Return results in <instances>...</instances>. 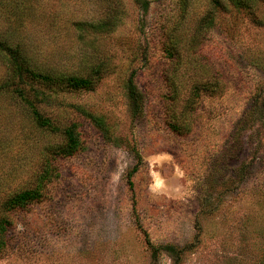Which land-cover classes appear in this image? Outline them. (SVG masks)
<instances>
[{
  "label": "rangeland",
  "instance_id": "374dc122",
  "mask_svg": "<svg viewBox=\"0 0 264 264\" xmlns=\"http://www.w3.org/2000/svg\"><path fill=\"white\" fill-rule=\"evenodd\" d=\"M147 1L0 0V35L30 68L92 82L32 83L57 132L0 89V264H264V0ZM9 72L0 55V87ZM73 123L81 149L56 156ZM47 162L41 197L5 210Z\"/></svg>",
  "mask_w": 264,
  "mask_h": 264
},
{
  "label": "trees",
  "instance_id": "16d2710c",
  "mask_svg": "<svg viewBox=\"0 0 264 264\" xmlns=\"http://www.w3.org/2000/svg\"><path fill=\"white\" fill-rule=\"evenodd\" d=\"M137 5H139L143 10H147L149 8V2L147 0H133ZM182 4L185 6L186 3L183 1ZM212 24V20H208L203 23L202 26H207ZM96 28V27H95ZM98 29V28H96ZM175 44V43H174ZM174 45L171 44L166 51V55L170 60L176 59ZM0 55L6 65L7 69H9V73L11 75V80L6 81L1 90L6 92V94L14 97L21 103L23 108L27 111L34 124L40 129L44 130L48 128L50 131L57 132V128L54 125L53 120L49 117L44 116L40 109L38 108V104L43 103V100L39 98L40 91L35 89L32 83H39L47 88L51 89L55 86H63L67 84V86L73 87L74 89H90L92 86V82L89 78H82L77 76H64V75H50L46 73H42L30 68L23 56V53L18 45V43H14L9 35H0ZM95 70V71H94ZM95 74H99V69H93ZM134 74H131L127 84V97L129 99L132 112L134 115L141 114L142 105H143V96L138 90L136 84L134 83ZM214 81L210 83L197 82L194 83L191 87L192 95L186 99V109L185 111L193 110L194 98L198 95L199 92L209 91L210 89L214 90L218 88L217 76L214 75ZM15 79H18L15 82ZM169 86L172 88L173 93L170 98V110L172 109V104L177 100V91L173 81V74H170L168 77ZM59 87V88H61ZM179 119L174 114L171 117V128L178 132H183L184 129L187 128V123H179ZM78 125L73 123L70 126L66 127L61 131L62 133V145L58 149L56 148L55 155L60 157H69L72 156L75 152L81 149L80 137L77 131ZM136 158L138 159V163L140 162L139 153H135ZM49 161V160H48ZM139 166V164H137ZM137 165L133 168L132 172L135 173L137 170ZM49 164L47 162L44 167L43 174H41L38 180L35 182V185L30 188H26L21 192L14 193L7 197V199L3 202L2 207L5 210L16 209L20 207H25L30 203L38 200L42 195V190L44 188L43 180L45 179V175H47L48 181L50 180V176L52 174L48 173ZM131 174V173H130ZM56 176V175H55ZM132 175H129L131 177ZM130 189H132V182H129ZM5 221L0 223V249L4 244V233H5ZM149 244V243H148ZM152 249V245L150 246ZM165 252L173 253L175 252L173 246L162 247Z\"/></svg>",
  "mask_w": 264,
  "mask_h": 264
}]
</instances>
